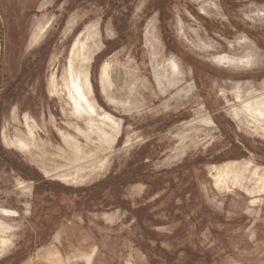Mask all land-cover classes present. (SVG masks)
<instances>
[{"label":"rangeland","instance_id":"374dc122","mask_svg":"<svg viewBox=\"0 0 264 264\" xmlns=\"http://www.w3.org/2000/svg\"><path fill=\"white\" fill-rule=\"evenodd\" d=\"M0 262L264 264V0H0Z\"/></svg>","mask_w":264,"mask_h":264},{"label":"bare ground","instance_id":"6f19581e","mask_svg":"<svg viewBox=\"0 0 264 264\" xmlns=\"http://www.w3.org/2000/svg\"><path fill=\"white\" fill-rule=\"evenodd\" d=\"M35 39V38H34ZM88 59H80L79 61L75 58H71L67 64L65 73L68 75L69 85L71 87L70 96L79 105L80 100H87L84 94L83 88H86L87 95L92 92L91 82L88 75ZM77 96L78 99L75 97Z\"/></svg>","mask_w":264,"mask_h":264},{"label":"trees","instance_id":"16d2710c","mask_svg":"<svg viewBox=\"0 0 264 264\" xmlns=\"http://www.w3.org/2000/svg\"><path fill=\"white\" fill-rule=\"evenodd\" d=\"M164 15H166V14H164ZM167 18H168L167 16H163V15L161 17L162 22L164 23V28H165V24H166ZM40 180H42V179H40ZM111 180H112V177H110L109 179H106V180H104L102 182H99V183L93 185V188H103L104 190L105 189H109V188H115L117 186V184L113 183V181H111ZM49 201L52 202L53 200L49 199ZM3 263L4 262H0V264H3Z\"/></svg>","mask_w":264,"mask_h":264}]
</instances>
